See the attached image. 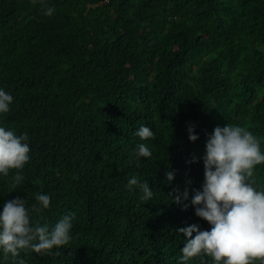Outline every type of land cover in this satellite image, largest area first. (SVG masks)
Instances as JSON below:
<instances>
[{"label":"trees","instance_id":"16d2710c","mask_svg":"<svg viewBox=\"0 0 264 264\" xmlns=\"http://www.w3.org/2000/svg\"><path fill=\"white\" fill-rule=\"evenodd\" d=\"M0 88L14 97L0 124L30 145L22 183L0 176V211L44 193L50 207L30 222L73 225L68 244L0 264H179L177 230L211 227L191 205L207 134L238 125L264 152V0H0ZM141 125L154 138L136 137ZM141 142L152 156L137 161ZM133 176L150 201L128 189ZM253 179L264 187V164Z\"/></svg>","mask_w":264,"mask_h":264},{"label":"clouds","instance_id":"9594fccd","mask_svg":"<svg viewBox=\"0 0 264 264\" xmlns=\"http://www.w3.org/2000/svg\"><path fill=\"white\" fill-rule=\"evenodd\" d=\"M43 0H31L42 3ZM52 7L44 10L51 17ZM14 97L0 88V118L10 111ZM141 141L154 138L149 126L141 125L134 133ZM188 138L195 142L199 137L194 127L188 128ZM30 145L27 133L17 135L14 130L0 124V176L8 177L10 170H17L13 176V187L24 179L19 170L30 160ZM136 160L150 158L152 152L146 143H138L134 149ZM204 181L202 190H197L191 200L195 215L209 223L210 230H201L192 224L178 229L185 243L180 249L179 264L201 255L211 258L212 264H253L259 259L264 264V187L253 179L254 169L264 164L261 142L251 131L238 125L217 126L207 134L205 153L202 157ZM193 163L198 162L193 158ZM176 173H165L166 182H174ZM128 189H139L142 199L150 201L153 190L147 181L141 182L133 176L128 180ZM187 191L184 199H187ZM176 203L181 202L177 195ZM36 203L29 208L26 199L6 201L0 211V253L13 258L21 250L43 254L58 249L71 239L72 217L64 216L51 228L48 225H33L32 212H42L50 207L51 197L40 193ZM186 210L187 205H184ZM195 233V235H193ZM19 264H24L23 260Z\"/></svg>","mask_w":264,"mask_h":264}]
</instances>
